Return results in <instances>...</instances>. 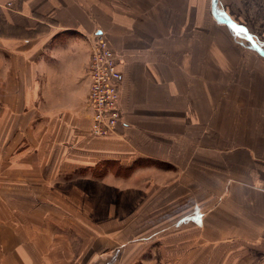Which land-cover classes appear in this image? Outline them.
<instances>
[{"label": "crops", "instance_id": "obj_1", "mask_svg": "<svg viewBox=\"0 0 264 264\" xmlns=\"http://www.w3.org/2000/svg\"><path fill=\"white\" fill-rule=\"evenodd\" d=\"M233 28L213 0H0V264H264V59ZM95 33L122 71L103 137Z\"/></svg>", "mask_w": 264, "mask_h": 264}, {"label": "built area", "instance_id": "obj_2", "mask_svg": "<svg viewBox=\"0 0 264 264\" xmlns=\"http://www.w3.org/2000/svg\"><path fill=\"white\" fill-rule=\"evenodd\" d=\"M119 64V56L108 39L102 33H95L87 66L90 88L86 103L91 112L92 136L111 135L122 122V71Z\"/></svg>", "mask_w": 264, "mask_h": 264}, {"label": "rangeland", "instance_id": "obj_3", "mask_svg": "<svg viewBox=\"0 0 264 264\" xmlns=\"http://www.w3.org/2000/svg\"><path fill=\"white\" fill-rule=\"evenodd\" d=\"M225 7H227V9L232 8V10H233L232 13L239 20V22H242V23L248 25V26H246L248 28V31L255 37V39L257 40L256 42H257L258 46L264 51L263 38L257 36L254 32L255 30H252L249 28V16L244 11V7L242 5H240L239 0H236V1L232 0V2L229 1V2L225 3ZM219 8H220V6H219ZM221 13L223 14V15L221 14L223 17H226V16H224L225 13L223 12V9H222ZM233 32L236 33V37L241 39L240 42L244 43V47H245L246 51L253 52L255 54V56H259L260 58L264 59V56H261L257 52V50L255 49V47L252 45L249 36L245 32H243L242 30L235 28V27L233 28ZM154 247H155V244L150 246V249H149V245L145 246L142 249L143 255L138 260V262H141L140 260H143V263H140V264H149V262H152L154 260L155 256H158V254L154 250Z\"/></svg>", "mask_w": 264, "mask_h": 264}, {"label": "water", "instance_id": "obj_4", "mask_svg": "<svg viewBox=\"0 0 264 264\" xmlns=\"http://www.w3.org/2000/svg\"><path fill=\"white\" fill-rule=\"evenodd\" d=\"M218 2L219 0H213V14L214 16L220 20L221 22H225L229 25H231L232 27H235V28H238L240 30H242L243 32H245L250 40H251V43L252 45L255 47V49L257 50V52L261 55V56H264V51L258 46L257 44V40L255 39V37L248 31V28L242 24H239L229 18H226V17H223L220 15V12H219V8H218Z\"/></svg>", "mask_w": 264, "mask_h": 264}]
</instances>
